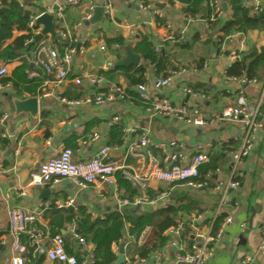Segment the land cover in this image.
<instances>
[{"label":"crops","instance_id":"0c3cea01","mask_svg":"<svg viewBox=\"0 0 264 264\" xmlns=\"http://www.w3.org/2000/svg\"><path fill=\"white\" fill-rule=\"evenodd\" d=\"M20 1L24 5L25 0ZM110 1L113 5L115 22L109 24L101 23L102 21L93 24L84 22L75 31L79 37L88 34L89 40L85 45H81L82 52L79 53L77 49L68 81L58 86L49 85L51 96L38 100L36 116H31L29 113L15 114L12 101L13 98L24 99L35 94L15 96L10 81H7L9 86L0 90V117L6 112L10 114L4 125L0 126V230L2 231L0 264L3 259L8 264L11 241L8 228L9 208L34 209L41 202H48L49 206L55 205L57 200H65L68 193H73L74 187L67 182L62 183L64 187L59 185V190L27 185L29 173L36 169L41 161L54 156L61 144L66 145L70 137H76L72 143L74 160H81L92 156L101 144V141L90 139L94 131L101 133L104 141L108 143L110 125L118 124L121 127L120 144L111 143L110 145L118 147L112 158L120 159L128 140L138 137V134L127 133L126 128L138 127L146 131L149 141L139 150L142 157L127 158L128 169L140 170L147 167L149 153L159 160L161 167H164V154L157 144L175 141L178 146L169 151L178 154L180 162L186 161L191 155L199 152L203 153L208 160L211 153L217 152L219 172L213 176L215 179L217 176L229 174V152L238 148L241 143L242 124L230 121L221 115L224 108L233 105L239 89L243 90L249 101H260L261 119L264 124V80L241 84L237 80L227 79L225 73L239 56V51L264 45V30L251 29L246 33L223 36L218 28L233 15L230 0L223 1L225 6H223L222 16L211 26L201 16L189 17L183 11L184 0H145L151 5L150 8L145 9L139 7L135 0ZM248 1L241 0V3L245 6ZM94 2L98 6L103 3V0H94ZM54 6H56L55 0H33V6L30 9L45 11L47 7H50L48 12L50 13ZM82 6L69 9L67 20L75 21ZM156 10L159 14L155 12ZM41 28V25L37 26L38 30ZM22 33L13 31L12 37L6 39L4 45L11 43L15 36ZM143 35L149 38L156 52L166 57L164 74L170 77V82L168 86L160 89V95L169 96L177 104L185 106L188 111L197 109L204 119L203 125L196 126L176 117L147 115L141 108L142 103H135L132 96L126 94V89L135 91L137 94L139 92L134 86L128 84L125 77L118 75L109 80L99 74V71H107L113 67L111 63L123 56L120 47L117 50L113 48V45L107 46L104 37L121 36L125 43L130 42L134 47ZM45 38L53 44L49 36ZM241 42L244 43L243 47L240 46ZM101 46L105 49H101ZM24 60L31 64L32 56L26 57L22 54L14 59L0 62V65L8 63L11 72ZM143 64L145 83L148 86L155 79L164 77L161 74L155 75V66L152 62H143ZM31 65L33 66V63ZM88 74L103 77L105 84L124 89V99L113 90V99L102 105L72 106L61 103L54 96L56 91H60L61 95L67 99H77L86 92L98 91L97 85L86 79ZM75 76L81 77L84 86L78 87L72 83L71 78ZM184 87L198 92L199 95L184 92ZM138 97L140 98V95ZM114 116L118 119L114 120ZM87 124L92 125L86 127ZM14 152L17 154L15 155ZM239 171L240 184L231 191L228 204L224 207V212L232 215V220L225 226L223 238L205 264H238L241 257L248 252L256 254L258 263L264 264V252L257 251L261 236V221L264 217V128L257 132L252 150L239 163ZM132 184L138 190L136 184L133 182ZM161 187L164 188V185L150 181L152 193L154 189L156 192ZM46 189H49V193L42 196ZM100 189L92 185L88 191L80 192L75 199L73 210L83 207L87 213H94L93 218L105 216L110 211L117 210L118 206L112 193L107 190L105 196H99ZM172 191H175V194H172ZM182 195H186L192 202L189 212H179L176 224V226L181 224L176 240L180 247L186 248L194 240V229L191 226L192 215L199 214L201 217L199 223L205 225L210 211L215 207L217 197L209 188L184 191L174 187L167 197V204L181 203L178 200ZM135 209L146 210L145 207H135ZM46 210L43 212L44 218L49 220ZM70 227L72 224L67 223L61 232L66 238H68ZM147 233L148 228L142 232L136 242L132 241L130 245L124 243L123 264H130L136 258H145V261L140 264H174L177 247L171 245V235L166 233V243L156 250L160 253L159 260L153 259L151 253L146 257L137 256L135 248L144 242ZM67 250H74V243L71 247L67 245ZM113 250L118 254V245H113ZM41 264H47L46 259L43 258Z\"/></svg>","mask_w":264,"mask_h":264},{"label":"built area","instance_id":"2783aa9c","mask_svg":"<svg viewBox=\"0 0 264 264\" xmlns=\"http://www.w3.org/2000/svg\"><path fill=\"white\" fill-rule=\"evenodd\" d=\"M19 1L20 6L23 3ZM139 7L150 8V4L144 0H135ZM223 1L212 0L213 14L210 20L216 22L223 13ZM1 4V0H0ZM56 7L51 9L54 17V29L56 36L66 43L62 50L54 46L50 40L45 37L35 43L32 53L33 68L28 71L29 78L40 79V86L34 95L38 100L51 96L48 86L54 84L56 86L68 81L69 72L72 69V63L77 52H82L81 45H85L89 40L86 34L79 37L75 31L80 28L84 22H89L96 7L94 0H55ZM83 5V6H82ZM82 8L78 11V17L75 21L67 20L68 10L71 8ZM101 23L115 22L113 5L110 0H103L101 5ZM245 7L250 9L252 14L264 13V0H249ZM47 7L45 11H31L28 15L27 27L30 29L31 37L26 39L25 44L34 41V35L39 33L35 25V19L44 12H49ZM156 13L159 12L156 10ZM189 17H191L189 15ZM193 18V17H192ZM55 25L57 26L55 28ZM231 36V35H229ZM227 36V37H229ZM79 45V47H76ZM243 47L244 43L241 42ZM80 48V49H79ZM113 48H118L117 44ZM101 49H105L101 46ZM11 72L8 63L0 65V90L9 86L7 82L1 81L2 78L10 76ZM86 79L97 85L98 91L86 92L77 99H67L62 96L60 91H56L54 96L61 103L68 105L79 104H97L109 102L113 99V90L119 93L124 99L125 90L117 86H109L105 84L103 77L88 74ZM229 80H237L241 84L254 82L255 79H248L244 76L234 77L227 76ZM73 84L78 87L84 86V82L79 76L71 78ZM170 82L169 76L155 79L150 86L145 81L134 85L136 91L139 92L142 99V110L150 116L164 115L176 117L186 123L196 126L204 124V119L197 109L189 111L183 105L177 104L167 95H160V89L168 86ZM116 87V88H115ZM186 93L199 95L198 92L192 91L188 87H184ZM260 101H249L244 95L242 89L236 94L233 105L224 108L221 111L222 117L230 121L240 122L243 127L241 143L238 148L229 152V174L226 176H213L219 172V168L214 171H207L203 180H195L198 176V167L200 164L207 162V157L203 153H195L187 158L186 161H179L176 153H171L169 149L175 148L178 144L175 141L160 142L157 147L164 154V167L159 165V160L152 154H148V165L140 170H131L127 167V158L142 157L139 152L145 146L149 139L147 133L138 127H128L126 132L129 134H138L135 139H130L126 143L124 154L120 159H113V154L118 147L110 145L104 141V137L98 131H94L91 140L101 141L97 151L90 157H84L81 160H74V150L72 147L61 144L58 152L43 161L38 167L29 173L27 185L31 187H49L59 190L58 186L64 187V182L70 183L74 187L73 193H68L65 200H57L55 206L57 208L74 207L77 195L82 191H88L92 185L100 187L99 196H105L107 190L115 197L117 210L122 212L132 208L145 207L147 210H156L161 207L168 206L167 197L174 187L181 188L184 191L190 189L209 188L217 197L215 207L208 215V221L205 225H201V217L194 213L191 217V226L194 229V240L188 244L186 248L179 246L176 237H178L181 224L169 227L165 233L171 235V245L177 247L174 264H205L213 255L216 245L220 242L224 235L225 226L231 222L232 215L224 212L227 206L229 195L232 190L236 189L240 182L241 173L239 171V163L243 158L247 157L252 150L253 142L258 131L264 128L261 119ZM9 112L3 113L0 117V126H3L9 118ZM118 117L114 116V120ZM16 155L17 152H14ZM121 170L138 187V194L131 199L120 196L118 183L115 178V172ZM156 181L164 188H160L152 193L150 191V181ZM8 197V194H6ZM48 202L39 203L34 209L24 207H11L8 210V225L11 241L9 243L8 264H25L30 259L43 256L47 264H95L94 262V246L72 225L68 231V238L62 233L51 234L49 220L44 218L43 212L48 209ZM148 208V209H147ZM94 213H90L93 216ZM103 217V216H100ZM219 218V219H218ZM218 221L216 222V220ZM198 224V225H196ZM260 241L257 251L264 252V217L261 221ZM74 250L68 251L67 245L73 246ZM151 256L155 260H159L160 253L154 251ZM145 258H136L130 264H140ZM238 264H259L256 254L246 253L239 260Z\"/></svg>","mask_w":264,"mask_h":264},{"label":"trees","instance_id":"16d2710c","mask_svg":"<svg viewBox=\"0 0 264 264\" xmlns=\"http://www.w3.org/2000/svg\"><path fill=\"white\" fill-rule=\"evenodd\" d=\"M145 1V0H144ZM146 2V1H145ZM183 11L191 17L201 16L206 19L211 26L214 21L210 20L213 14L212 0H184ZM233 15L230 19L223 22L218 30L223 36H229L233 33H246L251 29L264 30V15L258 13L252 14L250 9L241 3V0H230ZM33 0H25L24 5L20 6L18 0H1L0 4V62L14 59L22 54L26 57L31 55L35 42L30 41L25 44L26 39L31 37L30 30L27 27L28 15L31 12ZM13 31L23 32L13 38L12 42L4 45L6 39L12 37ZM26 32V33H25ZM107 46L117 44L121 47L125 40L121 36L104 37ZM59 50L66 46L58 36L53 40ZM134 51L139 53L142 63L139 65L111 67L107 71H99L100 75L112 80L118 75L125 77L128 84L134 86L145 81L143 62H152L155 66V75H162L165 71L166 57L162 53L154 50V47L145 35L141 36L133 47ZM33 66L29 61L24 60L16 65L9 77H4L3 82L10 81L14 89L15 96H27L37 93L40 86V79L29 78L28 71ZM226 76L241 77L248 79L264 80V45L252 47L247 51H239V56L230 64L225 71ZM126 94L131 95L135 103L141 104L142 100L135 91L126 89ZM136 96V98H133ZM92 124H87L90 127ZM108 143L120 144L121 127L118 124H112L108 131ZM75 136L66 141V145L73 147ZM219 154L215 152L208 156V161L198 167V176L195 180H203L207 171H214L219 166ZM119 190L122 197L131 199L138 194L137 188L132 182L122 174L121 170L115 172ZM181 203L168 205L153 211H140L132 208L125 211L113 210L103 217H92L83 207L73 210L72 207L57 208L51 204L46 210L49 218L51 234L61 233L67 223L72 224L76 231L81 233L94 246L95 264H115L117 252L113 250V245L124 242L130 245L136 242L142 232L148 228L147 236L144 242L135 248V253L139 257H146L150 253L160 249L167 241L165 231L171 226H176L179 212H189L192 203L186 195H182L178 200ZM219 219V218H218ZM216 220V222L218 221ZM2 231L0 230V234ZM2 246L0 245V249ZM43 256L30 259L25 264H41Z\"/></svg>","mask_w":264,"mask_h":264},{"label":"water","instance_id":"95a60500","mask_svg":"<svg viewBox=\"0 0 264 264\" xmlns=\"http://www.w3.org/2000/svg\"><path fill=\"white\" fill-rule=\"evenodd\" d=\"M243 1V0H242ZM225 6V3H223ZM56 6H54L55 8ZM101 13L102 8L100 6H96L93 10V14L89 19V23H95L101 21ZM262 13H259V16H262ZM35 25H41L42 28L39 33L34 35V42L37 43L39 40L43 39L46 36H49L50 39L53 41L56 37V31L54 29V17L53 14L44 12L40 16L35 19ZM120 49L123 51V56L111 63V66L118 67V66H130V65H139L141 62V55L134 51L133 47L131 46L130 42L124 43ZM32 56V53H31ZM32 64V63H31ZM13 105L15 114L20 113H29L31 116H36L38 111V99L36 96H29L24 99L13 98ZM46 193H49V189H46L42 196ZM172 194H175V191H172ZM124 242H120L118 244V254L114 261L115 264H123L125 261L124 257Z\"/></svg>","mask_w":264,"mask_h":264},{"label":"rangeland","instance_id":"374dc122","mask_svg":"<svg viewBox=\"0 0 264 264\" xmlns=\"http://www.w3.org/2000/svg\"><path fill=\"white\" fill-rule=\"evenodd\" d=\"M1 264H6V263L4 262V259H3V260H1Z\"/></svg>","mask_w":264,"mask_h":264}]
</instances>
